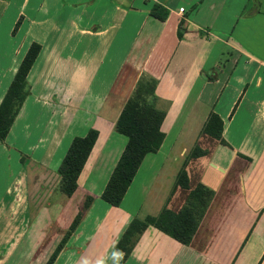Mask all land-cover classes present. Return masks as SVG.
Segmentation results:
<instances>
[{"label":"crops","instance_id":"0c3cea01","mask_svg":"<svg viewBox=\"0 0 264 264\" xmlns=\"http://www.w3.org/2000/svg\"><path fill=\"white\" fill-rule=\"evenodd\" d=\"M12 5L0 102L30 44L41 49L26 77L29 94L0 142L2 229L28 230L29 185L36 200L54 197L72 139L95 129L77 188L54 211L67 217L61 229L81 211L84 223L53 264L79 253L83 264L113 263L112 254L119 264H264V0H0L2 17ZM154 5L167 10L164 21L150 15ZM141 77L156 81L165 137L113 208L100 195L126 144L114 126ZM210 113L222 120L225 144L201 132ZM195 147L203 155L190 158ZM183 167L190 188L214 192L190 244L149 227L121 261L115 244L137 218L144 190L159 199L162 177L168 185L159 212L183 205L187 192L175 186ZM79 193L83 202L92 198L86 210L72 203Z\"/></svg>","mask_w":264,"mask_h":264},{"label":"trees","instance_id":"16d2710c","mask_svg":"<svg viewBox=\"0 0 264 264\" xmlns=\"http://www.w3.org/2000/svg\"><path fill=\"white\" fill-rule=\"evenodd\" d=\"M150 15L164 21L168 12L161 6L154 5L150 10ZM178 36L181 37L180 30ZM40 49L41 46L38 43L30 44L0 102V142L6 138L29 94L26 77ZM155 87L156 81L153 78L141 77L115 122V131L126 137V144L100 195V199L110 207H119L144 157L157 153L163 143L165 134L161 126L165 112L155 106ZM222 129V120L217 114L210 113L201 132L225 144L222 139ZM97 136L98 132L95 129H89L83 137L72 139L57 169L59 177L57 189L65 197L69 198L75 192L77 179ZM198 155H203V152L195 147L190 158ZM175 186L187 192L181 208L174 212L163 207L156 216L147 215L143 219L132 218L115 244V250L120 255L121 261L131 254L133 246L149 227L167 235L181 245L190 244L214 192L200 183L190 188L184 167L177 173ZM91 202L92 198L87 197L82 205L83 210H86ZM79 217L80 213L75 216L46 264H53L66 240L75 231Z\"/></svg>","mask_w":264,"mask_h":264},{"label":"rangeland","instance_id":"374dc122","mask_svg":"<svg viewBox=\"0 0 264 264\" xmlns=\"http://www.w3.org/2000/svg\"><path fill=\"white\" fill-rule=\"evenodd\" d=\"M15 6H10L9 10L7 11V14L5 17H2L0 14V52L2 53V50H8L10 48L9 45V38L7 37V27L10 26V20L12 19V16H10V13L12 12L13 8ZM137 83V82H136ZM136 85V84H135ZM135 88V86H134ZM134 90V89H133ZM133 90L131 92V95L133 93ZM120 138H123L120 136ZM190 155V152H187V156ZM186 156V155H185ZM31 166H28V170L30 171ZM176 168H173V171H175ZM172 171V172H173ZM161 177V175H160ZM174 179V178H173ZM31 182V181H30ZM160 185H162L163 193H161L158 190H155L156 194L159 196V199L152 200V188L150 190L146 189L143 192L142 196V202H140L141 208H139V212H137L136 217L137 218H143L144 216L150 215V216H156L159 212L160 207H162V204L164 202L165 197V191L166 186L168 185L167 182H164V180L161 177ZM35 187H32V184L29 185V198H28V215H27V231H23L24 228L21 231H12L9 232L7 230H3L4 227V215H0V264H46L49 257L53 254L54 248L52 245L56 244L57 240L62 238L66 232L65 229H61L65 226L66 222L68 221L64 216H57L58 214L54 211L57 210V207H59V199L62 200L64 198L63 195L59 194V192L54 194V197H46L49 193H43V198H38L40 200H36L34 190ZM37 190V189H36ZM143 190L140 191V193ZM79 193L75 198L72 200L73 205L80 206L83 202V199L80 198ZM64 203V202H63ZM154 204L156 207H151V205ZM41 206H48L51 208H48L49 210L46 211V213L38 214V210ZM125 206L129 209H133L129 204L125 203ZM81 210V209H80ZM72 213L73 210H70ZM80 212V211H79ZM84 212V211H83ZM79 214V213H78ZM12 217V216H11ZM10 217V218H11ZM13 218V217H12ZM85 218V212L82 215V211L78 220V223L75 227V231L79 227V225L84 223ZM87 219V218H86ZM20 220V219H17ZM74 220V218H73ZM72 220V221H73ZM72 221L69 222L67 225V228L70 227ZM90 221V219L88 220ZM95 221L94 219L91 221ZM97 221V220H96ZM95 235L98 236L99 232H95ZM11 238L10 240H7ZM4 240L7 242L8 245H4ZM23 243V245L19 246V243ZM109 246V243H106V248ZM81 253H79L74 258L72 256H65L64 259L58 262V264H83ZM111 256L108 261L113 260V263L108 264H119L120 261L116 263L117 258H115V254L109 255ZM68 259H71V263L68 262ZM80 261V262H79ZM107 264V263H106Z\"/></svg>","mask_w":264,"mask_h":264},{"label":"built area","instance_id":"2783aa9c","mask_svg":"<svg viewBox=\"0 0 264 264\" xmlns=\"http://www.w3.org/2000/svg\"><path fill=\"white\" fill-rule=\"evenodd\" d=\"M179 11L182 12L183 11V8H180Z\"/></svg>","mask_w":264,"mask_h":264}]
</instances>
